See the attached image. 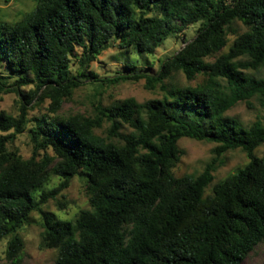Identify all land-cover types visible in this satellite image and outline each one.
Wrapping results in <instances>:
<instances>
[{"label": "trees", "instance_id": "1", "mask_svg": "<svg viewBox=\"0 0 264 264\" xmlns=\"http://www.w3.org/2000/svg\"><path fill=\"white\" fill-rule=\"evenodd\" d=\"M31 1L21 20L0 22V95L20 99L17 117L0 110L6 259L20 256L17 231L39 213V248L56 251L55 264H242L264 243V156L255 154L264 145V116L246 127L225 114L239 103L251 108L254 99L264 112V0ZM198 22L195 37L154 75L126 63L114 77L86 76L107 85L143 80L147 90L159 87L160 99L56 116L79 87L69 77L72 58L86 70L111 43L153 56L169 35ZM228 34L235 36L229 45ZM172 72L203 81L169 89ZM29 84L33 90L22 92ZM45 100V114L31 121L29 111ZM103 123L108 128L100 136ZM25 132L28 158L14 145ZM182 138L215 145L197 176L172 175ZM235 150L246 155V166L213 183L217 160ZM52 176L60 183L34 198ZM76 176L85 178L89 209L67 222L43 213Z\"/></svg>", "mask_w": 264, "mask_h": 264}, {"label": "rangeland", "instance_id": "2", "mask_svg": "<svg viewBox=\"0 0 264 264\" xmlns=\"http://www.w3.org/2000/svg\"><path fill=\"white\" fill-rule=\"evenodd\" d=\"M229 1H226L228 3ZM34 5L31 0H0V22L15 23L33 9ZM201 23L193 24L183 30V35L171 34L159 46L153 56L138 54L133 49L119 50L115 44H109L106 49L100 51L97 59L84 70L79 66L77 60L72 58L69 66V77L78 81L79 87L76 88L71 98L64 101L60 110L56 114L60 119L70 115L93 116L97 106L103 108L110 107L125 99L132 98L135 102L141 104L148 100L160 99L163 93L159 87L154 90H147L144 87V81L139 82H121L114 85L101 84L98 79H87L90 73L100 79L116 74L125 73L127 64H134L135 71L147 70V73L154 75L160 69L161 62L172 57L190 42L196 35ZM238 33L244 31L240 23L235 24ZM235 36L228 34V45ZM227 50V47L224 51ZM76 54L80 56L82 49L76 48ZM213 58L206 61L211 62ZM145 67H147L145 69ZM83 73L84 76H81ZM251 74V73H250ZM259 75H262L260 73ZM13 80H11L12 82ZM203 81V76H198L194 81H187L180 72H172L170 77L165 80L169 89L182 88L186 86H196ZM33 84L21 88L26 93L33 90ZM20 99L16 94L0 95V110L7 114L17 117ZM49 101L45 100L38 106L29 111V119L40 118L45 114ZM251 108H247L244 103L237 104L228 111L226 117L237 120L242 126H249L256 120H262L264 112L257 100H252ZM108 128L107 123L102 124V128L96 133L105 136ZM129 129L124 128V132ZM15 147L19 150L23 158H28L31 153V146L26 132L19 135L14 142ZM178 149L182 152L179 162L172 170L173 177H182L184 175L197 176L205 166L213 159L214 144L206 141H195L188 138H182L177 142ZM256 156H264V145L255 151ZM248 160L246 155L240 150L228 151L217 160V167L212 173L213 183L221 182L228 176L235 173L238 169L246 166ZM58 177L52 176L50 183L34 193V198L43 192L56 187L60 183ZM64 198L58 196L56 200H49L42 206V212L49 217L60 221H73L81 210L89 209L88 195L86 192V182L83 176L74 177L66 190L62 192ZM211 194V187L205 190V196ZM42 215L32 213L29 222L17 231V235L23 241V250L18 258L11 262L6 259L5 251L7 239L0 242V264H55L56 251L40 249V234ZM242 264H264V243L255 248Z\"/></svg>", "mask_w": 264, "mask_h": 264}]
</instances>
